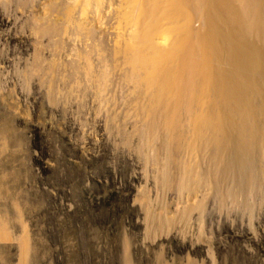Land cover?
<instances>
[{"label": "rangeland", "instance_id": "374dc122", "mask_svg": "<svg viewBox=\"0 0 264 264\" xmlns=\"http://www.w3.org/2000/svg\"><path fill=\"white\" fill-rule=\"evenodd\" d=\"M52 1L0 0V208L12 232L0 264H20L29 241L27 264H264L261 197L235 202L211 192L203 210L178 219L186 193L157 181L134 133L125 144L122 133L109 134L105 104L83 84L71 94L59 80L50 99L33 70L38 55L67 71L83 47L69 38L60 54L45 34ZM97 38L109 45L115 35ZM143 199L176 219L150 227Z\"/></svg>", "mask_w": 264, "mask_h": 264}, {"label": "bare ground", "instance_id": "6f19581e", "mask_svg": "<svg viewBox=\"0 0 264 264\" xmlns=\"http://www.w3.org/2000/svg\"><path fill=\"white\" fill-rule=\"evenodd\" d=\"M50 6L40 25L58 52L69 38L83 44L67 71L38 55L33 70L50 99L60 93L59 80L71 94L83 84L105 104L109 134L122 133L123 143L137 136L143 155L157 164V181L186 193L178 219L203 210L211 192L264 202V0H53ZM107 29L115 35L109 45L97 38ZM5 191L0 177V197ZM147 200L141 203L150 227L170 219ZM7 215L0 208V250L12 240ZM24 248L20 264L29 261L30 241Z\"/></svg>", "mask_w": 264, "mask_h": 264}]
</instances>
